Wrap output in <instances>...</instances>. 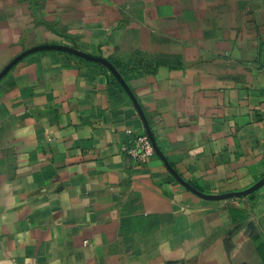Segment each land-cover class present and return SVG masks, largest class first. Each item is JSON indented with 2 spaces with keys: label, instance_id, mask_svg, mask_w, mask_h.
I'll list each match as a JSON object with an SVG mask.
<instances>
[{
  "label": "crops",
  "instance_id": "1",
  "mask_svg": "<svg viewBox=\"0 0 264 264\" xmlns=\"http://www.w3.org/2000/svg\"><path fill=\"white\" fill-rule=\"evenodd\" d=\"M6 68L0 264H264V0H0Z\"/></svg>",
  "mask_w": 264,
  "mask_h": 264
},
{
  "label": "built area",
  "instance_id": "2",
  "mask_svg": "<svg viewBox=\"0 0 264 264\" xmlns=\"http://www.w3.org/2000/svg\"><path fill=\"white\" fill-rule=\"evenodd\" d=\"M128 133L130 134V144L125 146V151L137 163H147L154 154L150 138L144 133H133L132 130H128Z\"/></svg>",
  "mask_w": 264,
  "mask_h": 264
},
{
  "label": "water",
  "instance_id": "3",
  "mask_svg": "<svg viewBox=\"0 0 264 264\" xmlns=\"http://www.w3.org/2000/svg\"><path fill=\"white\" fill-rule=\"evenodd\" d=\"M15 61H17V60H15ZM7 70H8V68H6L3 72L0 73V79L5 75Z\"/></svg>",
  "mask_w": 264,
  "mask_h": 264
}]
</instances>
